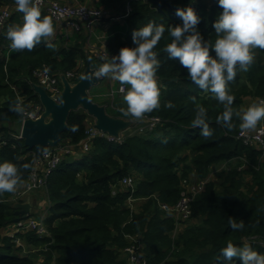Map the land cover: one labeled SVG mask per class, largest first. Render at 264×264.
Instances as JSON below:
<instances>
[{
  "label": "trees",
  "instance_id": "obj_1",
  "mask_svg": "<svg viewBox=\"0 0 264 264\" xmlns=\"http://www.w3.org/2000/svg\"><path fill=\"white\" fill-rule=\"evenodd\" d=\"M85 1L86 6L107 10L111 18L104 19L105 22L120 17L104 31L98 24L92 37V40L100 37L102 42H98L97 47L114 55L122 47H135L131 39L134 29L149 22L165 26L164 37L154 49L160 61L156 74L160 108L145 113L139 120L124 117L120 108L126 105L124 94L117 91L119 82L113 87L111 103L105 106L108 114L134 121L133 127L150 117H159L161 123L143 133L125 131L120 140L97 133L90 139L87 152L68 154L60 160L46 180V197L50 205L45 223L49 236H39L31 231L17 234L19 240L24 241V246L43 252V259L39 262L34 260L33 253L20 254L22 248L14 241L16 235L10 237L1 233L15 215L6 199L8 193L0 194V264H121L120 250L125 245L124 255L127 258L125 248L135 238L127 239L126 236L136 233L142 235L143 256L150 264H226L220 256V249L229 241L239 247L249 245L264 254V161L258 162V149L243 145L237 138L241 123L237 113L241 110L243 99L253 98V102L264 99V50L254 49V61L249 69L238 70L236 78L226 86L234 96V127L229 131L222 126V122H216L223 113V105L211 93L199 89L179 62L170 60L163 51L172 39L167 29L181 23L175 15L178 7H192L201 18L197 26L199 32L205 39L214 42L216 36L212 22L222 11L216 0H165L167 4L160 11H156V6L147 0ZM14 2L0 0V7ZM127 7L129 11L124 16ZM114 10L119 12L116 17L112 13ZM44 17L49 16L41 12V19ZM22 19L20 12L15 17L11 16L6 23V32L10 21L19 25L23 23ZM86 39L84 32H74L69 37L62 33L51 40L54 48H47L42 42L31 51L13 50L8 56L5 47H2L0 163L8 161L16 164L20 169L21 182L34 169L35 159L39 156L34 149L27 148L20 137V126L25 116L10 110L19 101L15 93L19 92L25 98L22 105L30 99L33 104H41L32 88L37 83L33 76L36 68L47 65L52 72L65 75L75 70L78 62L89 61L95 66L93 59L96 51L87 49ZM3 41L4 37H1V45ZM167 102L174 107L166 108L164 105ZM198 105L207 110L206 122L213 129L210 138L203 137L199 128L192 127ZM88 117L81 108L70 111L67 127L60 134L57 146L61 142L78 146L86 138ZM73 126L77 127L76 132L71 131ZM240 157L250 162L245 169L240 171L236 167L230 170L221 183L207 182L192 201V216L201 220L185 228L173 246L168 232L174 222L163 217L156 198L167 204L180 199V182L186 177V165L180 176L178 165L189 162L195 173L204 177L210 166L235 158H239L241 163ZM24 164L29 167L23 168ZM132 172L144 179H139ZM126 175L134 176L137 186L133 192L135 196H156L155 201L148 199L137 213H131L125 207L127 191L112 193L115 183ZM230 217L237 223L242 220L243 229H231ZM229 264H241V261L233 258Z\"/></svg>",
  "mask_w": 264,
  "mask_h": 264
},
{
  "label": "clouds",
  "instance_id": "obj_2",
  "mask_svg": "<svg viewBox=\"0 0 264 264\" xmlns=\"http://www.w3.org/2000/svg\"><path fill=\"white\" fill-rule=\"evenodd\" d=\"M216 3L222 11L212 22L216 36L214 42L205 39L199 32L197 26L201 18L192 7H178L175 15L180 18L181 23L167 29L172 39L163 51L170 60L179 62L199 89L211 93L223 105V113L217 117L216 122H222V126L231 131L234 127V96L226 86L236 78L238 70L249 69L254 61V49L264 50V0H216ZM15 4L17 11L23 14V23L10 26L1 35H6V39L10 41V52L25 49L31 51L42 42L47 48H54L51 43L55 34L53 20L50 17L41 19L40 9L34 0H15ZM165 31L164 25L154 22L134 29L131 39L135 47H122L115 55L101 57L103 63L93 73L97 79L109 77L119 82V90L124 94L123 101L126 105L120 108L124 117L139 120L145 113L160 108V89L156 80L160 61L154 49L164 37ZM68 81L71 83V80ZM164 106L174 107L171 102ZM10 110L19 115L25 114V108L19 101ZM237 115L241 121V130H254L258 122L264 120V99L241 109ZM206 118V108L198 105L192 127L199 128L200 135L210 138L213 129ZM77 130L76 126L71 128L73 132ZM28 167L27 164L23 165L25 169ZM20 182V169L16 164L8 161L0 163V194L14 193ZM235 221L230 217L229 227L235 231L243 229L244 222ZM220 256L226 264L232 262L233 258H239L241 264H264V254L253 250L249 245L239 247L231 241L220 249Z\"/></svg>",
  "mask_w": 264,
  "mask_h": 264
},
{
  "label": "built area",
  "instance_id": "obj_3",
  "mask_svg": "<svg viewBox=\"0 0 264 264\" xmlns=\"http://www.w3.org/2000/svg\"><path fill=\"white\" fill-rule=\"evenodd\" d=\"M37 7H41L42 4L47 3V0H34ZM49 15L53 22L60 28L63 29L67 33H74V32H84L87 34V38L91 36L92 25L96 22L100 21L102 18V8L96 7H89V6H72V5H65L60 3H50V10ZM129 11V7L126 8V13L123 14L124 16L127 15ZM122 15V16H123ZM11 16V5H5L0 7V36L6 32V23ZM10 43V41H8ZM10 45V44H9ZM97 53L96 58L101 60V57L104 56H112L114 54L108 53L106 50L101 48H95ZM12 49L10 46L6 49L7 56L10 54ZM81 63V62H78ZM47 69V71H45ZM80 66H77L75 70L67 72L65 74L68 80H72L71 83H75L79 78L81 72ZM80 72V73H79ZM77 75V77H76ZM33 76L35 77L37 83L44 88L46 93L53 98L54 100L58 101L59 94L61 92V80L59 74H54L51 69L47 65H42L41 67L36 68L33 71ZM110 82H116L109 78ZM114 84V85H115ZM114 87V86H113ZM125 87V86H124ZM121 85L118 86V92H120ZM111 89H113L111 87ZM17 93V99L19 102H24L25 98L20 95L19 92ZM114 91H111V97L113 96ZM33 100H27L26 104L23 105L25 108L24 118H32L37 119L43 107L41 104H33ZM28 108H34V110H29ZM161 123V119L159 117H150L143 120L141 124L135 125L133 128L128 129L127 131H131L132 133H143L145 131H150L155 128L157 125ZM126 131V132H127ZM97 133V129L94 126L93 121H88L87 126V134L86 138L79 143L78 146L72 144H66L57 146L54 148H49L44 150L37 159H35V166L34 169L30 172L26 179H24L19 185L16 191L17 197L21 195L20 189L23 185V191L27 192H34L40 189H46V180L47 176L51 173V171L58 165L60 160L65 157L66 155H74L79 152H87L90 148V139L95 136ZM123 134V133H122ZM121 134V135H122ZM237 138L242 142L243 145L252 147L253 149L264 150V124L258 125L254 130H238ZM112 139V138H110ZM121 137L117 138L120 140ZM75 147H78L79 150H74ZM206 180H200L191 184L190 180L187 178L181 179V186L183 190L181 191V197L177 204L174 206V210L181 211L184 217H187L190 214V202L195 198V196L200 193L204 189V185ZM135 185V179L132 175H126L120 178L116 183L115 187L112 190V193L115 194L117 191L126 190L129 191L128 196L126 198V202L131 200V194L133 191V187ZM47 198V197H46ZM159 206L162 210L169 211L171 208L162 203H159ZM22 229H30L37 232L40 236L48 234L46 226L43 223V217L35 218L30 217L27 220H20L15 223V231L22 230ZM132 249L134 250V245H131ZM128 247V248H130ZM126 248V250L128 249ZM131 254V251L129 252ZM135 264H145L144 261L141 259H137Z\"/></svg>",
  "mask_w": 264,
  "mask_h": 264
},
{
  "label": "rangeland",
  "instance_id": "obj_4",
  "mask_svg": "<svg viewBox=\"0 0 264 264\" xmlns=\"http://www.w3.org/2000/svg\"><path fill=\"white\" fill-rule=\"evenodd\" d=\"M58 1H63V3H61V4L72 5V6H76V7L88 5L85 0L84 1H80V0H58ZM58 1L57 0H47V3L42 4V6L39 7L40 12H42L43 14L48 15L50 17L49 11H48V10H50V3H55V2L59 3ZM87 1L91 2L92 0H87ZM92 6H94V5H92ZM17 12L18 11L16 8V4L14 2L11 4V16L15 17ZM112 13H113L114 17H116V15L119 14V12L116 10L112 11ZM10 17H9V19H10ZM110 18L111 17L107 14V10L105 8H102V18H100L99 22H96L92 25L91 36L86 39L87 49L93 51L94 47H97L98 42H102L100 37H97L95 40H92V37L95 34V28L98 24L100 26H102L103 31H104V30H107L108 27L111 24L115 23L114 21L118 20L120 17H116L115 19H111L109 22L104 21V19L109 20ZM13 20H14V22H16L15 18ZM9 24H10V26L18 25L16 23L11 24V21L9 22ZM54 28H55V34H54V37L52 39H56L62 33H65V35L67 37H69L70 33L65 32L63 29L60 28V26L58 27L55 23H54ZM0 38H1V36H0ZM9 44L10 43L6 39V35H5L3 45L0 44V52H2L1 51L2 47H5V51H6ZM0 55H1V53H0ZM96 55H97V53H96ZM93 60H94L93 65H95L97 67L92 66V65H91V67L95 68V69L98 68L101 63H103V61L98 60L96 58V56L94 57ZM86 64H87V62H85V61H82L80 63L79 66L81 67V70H84ZM81 74H82V72H81ZM81 74H80V76H81ZM80 76H79V78H80ZM76 77H77V75H76ZM79 78L77 80H79ZM114 84H115V82L109 81V77L99 78L98 83L96 85L92 86L88 92L90 99L99 105H103L104 107L109 106V104L111 103V91H113V89H111V87L113 88ZM61 88H62L61 89V92H62V90H63L62 85H61ZM15 95H16V99H17V96H18L17 93H15ZM248 98L243 99V104L241 106V109H246L249 105V99H253V98H249V99ZM252 103H255V102L252 101ZM89 120L94 122V119L91 116L88 117V121ZM88 121H87V126H88ZM260 124H264V120H261L260 122H258L257 126ZM240 130H241V128H240ZM250 131H252V130H250ZM122 133L124 134L125 131H123ZM66 144H68V143L61 142L59 144V146L66 145ZM75 150L78 151L79 148L75 147ZM257 152H258L257 160L259 163H262L264 161V150H257ZM240 159H241L240 160L241 163H239V158H235V159L225 160V161H222L218 164L212 165L209 167L208 172L204 177H199L195 173V171L193 170V166L189 162H187L186 164L181 163L178 165V175L179 176L181 175L180 172L182 171L183 167L186 165V168H185L186 177H183V178L189 179L191 184H194L195 182L200 181V180H206V183L207 182L221 183L222 181H224L226 179L227 174L230 170L237 167V170L241 171V170L245 169L247 167V165L250 163L247 158L245 159L244 157H240ZM238 163H239V166H238ZM131 174H134L139 179H141V176H138L135 172H132ZM132 177H134V176L132 175ZM142 179H144V177ZM206 183H205V185H206ZM205 185H204V187H205ZM136 189H137V186L135 187V185H134L132 194L130 196L131 200H129L125 203V207L127 206L131 213L139 212L140 207L143 206L148 201V199H152V201H155L154 198H156L155 195H153V197H151V198H149L147 196H142V195L135 196L133 194V192H135ZM242 189H244V188H242ZM180 190L181 191L183 190L181 184H180ZM20 191H21V195H19V197H21V198L17 197L18 193H16V191L14 193H8L6 195V199L10 203L12 208L14 207V204L17 202H29L31 205L30 214L27 217L19 219L18 221L27 220L30 217H35V218L43 217V223L47 229V225L45 223V218L48 215V208H49L50 203L47 201V198H46V189L45 190L40 189V190L34 191V192H27V191H23V185H22V188L20 189ZM124 191H126V190H124ZM181 191H180V197H181ZM200 193H198L197 195H199ZM196 196H195V198H196ZM178 201H176L173 204H167L165 202L159 201V199L156 198L157 206L163 212V217L170 218L174 222L173 227L168 232V237L173 240V246H174L175 242L180 238V235L183 233L185 228H187L191 225H195L201 220L200 217L192 216V208H191L192 201L190 202V206H189L190 214L187 217H184L183 213L181 211L174 210L173 208L177 204ZM159 203L160 204L164 203V204L168 205L171 209L169 211L162 210L159 206ZM13 209L15 210V208H13ZM161 215H162V213L160 212V216ZM18 221H13V219H12V222L3 228L1 233L3 235H7L10 237H14L16 235L15 236L16 239L14 241L18 246H20L22 248V253H20V254L21 255H27L26 254L27 252L33 253L32 257L34 258V260L36 262L41 261V259H43V257H42L43 252H41L40 250H34L33 251V249L28 247L27 245L24 246V241L22 239L19 240V238L17 237V234H23L24 235L28 231L34 232L37 235H39V234L33 230H30V229H22V230L15 231V223H17ZM42 236H49V233L46 235H42ZM126 237H127V239H130L131 237H135L134 242L131 244V245H134V250L132 249V247H130L131 245L127 246L126 248H128V247H130V248H128L127 250L125 248V250L128 254L127 258H125V255H124L125 245L123 246V248L120 250V260H121L120 262H121V264L122 263L123 264H135L137 259H141L142 261L145 262V264H150L146 260V258L143 256V251H142L143 244L141 242L142 241L141 240L142 235L139 233H136L135 235H127ZM130 251H131V254L129 253Z\"/></svg>",
  "mask_w": 264,
  "mask_h": 264
},
{
  "label": "water",
  "instance_id": "obj_5",
  "mask_svg": "<svg viewBox=\"0 0 264 264\" xmlns=\"http://www.w3.org/2000/svg\"><path fill=\"white\" fill-rule=\"evenodd\" d=\"M147 1L156 6V11H160L167 4L165 0ZM87 60H89L88 56ZM95 70L88 61L79 80L74 84H71L61 74L60 79L63 90L59 94V101L52 99L38 84L34 83L32 85L43 106V111L37 119L26 118L21 122L20 137L23 138L27 148L34 149L40 155L43 149L56 147L60 134L67 127L69 112L77 108L83 109L91 116L94 119V126L97 131L106 134L109 138L117 139L123 131L133 127L134 121L131 119L112 116L106 112L103 105H99L90 99L88 92L99 80V78L93 76ZM30 207L29 202L15 203L13 221L27 217L30 214Z\"/></svg>",
  "mask_w": 264,
  "mask_h": 264
},
{
  "label": "crops",
  "instance_id": "obj_6",
  "mask_svg": "<svg viewBox=\"0 0 264 264\" xmlns=\"http://www.w3.org/2000/svg\"><path fill=\"white\" fill-rule=\"evenodd\" d=\"M59 26H60V25H59ZM95 48H98V47H95ZM79 65H80V63H78V66H79ZM248 99H249V98H248ZM251 104H253V103H252V99H249V105H251ZM249 105H248V106H249ZM74 150H75V148H74ZM20 183H21V182H20ZM18 186H19V185H18ZM31 201H32V200H31ZM47 201H48V200H47ZM33 202H34V201H33ZM37 205H38V204H37Z\"/></svg>",
  "mask_w": 264,
  "mask_h": 264
}]
</instances>
